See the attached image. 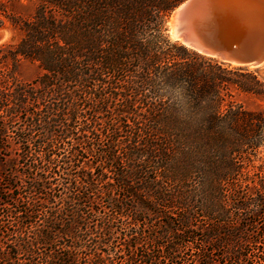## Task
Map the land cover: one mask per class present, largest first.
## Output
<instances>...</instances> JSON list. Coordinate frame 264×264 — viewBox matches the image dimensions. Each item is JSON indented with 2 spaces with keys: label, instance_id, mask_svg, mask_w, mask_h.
<instances>
[{
  "label": "trees",
  "instance_id": "obj_1",
  "mask_svg": "<svg viewBox=\"0 0 264 264\" xmlns=\"http://www.w3.org/2000/svg\"><path fill=\"white\" fill-rule=\"evenodd\" d=\"M15 1H33V10L16 13ZM182 1L0 0V29L8 22L20 29L16 42L0 45V138L26 112L21 152L34 156L22 173L11 165L12 181L27 178V199L11 245L0 244L2 262L40 264V247H50L46 264H138L134 253L119 257L140 246L146 230L136 223L158 213L172 184L185 214L177 227L165 220L163 235L179 237L181 228L194 239L197 203L196 230L225 258L200 248L194 264H264V78L172 40L168 20ZM24 59L43 69L31 82L18 78ZM158 79L185 82L194 107L207 98L205 121L177 119L171 102L158 98ZM125 128L137 140L120 154ZM103 132L109 143L88 163L89 142ZM102 194L111 210L104 215ZM117 222L129 228L121 249ZM163 249L167 264H182L175 241ZM159 257L143 255L148 264Z\"/></svg>",
  "mask_w": 264,
  "mask_h": 264
},
{
  "label": "rangeland",
  "instance_id": "obj_2",
  "mask_svg": "<svg viewBox=\"0 0 264 264\" xmlns=\"http://www.w3.org/2000/svg\"><path fill=\"white\" fill-rule=\"evenodd\" d=\"M12 9L16 13H30L33 10V1H29L28 3L15 1L12 5ZM19 37L20 29L14 27L9 22L5 27L0 29V45L5 42L14 43L18 40ZM248 68L258 70L260 75L264 78V67ZM42 71L43 69L37 61L24 59L18 67V78L21 81L31 82L35 80L42 73ZM8 73L9 72L6 73V76L9 75ZM0 74L2 76L4 75L3 73ZM238 99H244V95H240ZM12 111L16 112L15 108H13ZM103 114L105 117L110 116V113L108 112H104ZM26 116V112L20 110L16 116V120L9 126V131L7 132L8 136L0 138V244L5 245V247L7 246L6 248H9L8 246L11 245L13 241V233L16 230L17 226L16 215L19 211L24 209V201L27 199V194L24 190V185L27 178L26 176H22L20 174L19 177H16L17 181H12L11 165L13 164V162H16L15 167L18 169L19 173H22L24 171V169L26 168V164L33 165L34 156L31 154L32 156H30L29 159L27 157L24 158L23 153L21 152V146H23L21 136L24 132H30L29 122L25 120ZM31 133L35 132L31 131ZM120 134V138L122 139L121 141L123 143H121V145L118 146L117 149L118 152L122 154L124 152V148L126 147L125 145L130 143V141L134 142L135 140H137V138L130 137L129 131L126 128ZM36 135L35 137H37ZM38 142L32 141V143H30L32 152L39 150L40 144ZM108 143L109 135L106 132H103L101 140L89 142V144L94 147V150L90 152V154H88V157L86 158L88 163H93L94 161H96L95 151L101 149L100 147H105L106 145H108ZM69 146L70 145H67L66 147L68 148ZM262 155L264 156V149L262 151ZM16 185H19V187L14 188ZM172 186V184H168L166 186L167 189L165 190V194L168 199L164 202H161L160 205L155 207L158 210V213H143L142 215L144 217V220H140L138 221V223H136V228L139 227L140 229L146 230V235L144 234L143 241L140 246L134 252L132 250L122 253L119 257L120 259L125 260L129 255L134 253V257L135 259H137L138 264H148V262L143 259V255L146 253H151L160 255V257L158 258V264H167L168 260L164 257L165 252L163 247L170 241H175V243H177L179 247L178 259L182 262V264L196 263V259L198 258L200 253V248H207L208 250H210L211 246L209 244H206V242L201 239V232L199 230H196L195 228L201 220L197 203H195L194 205L196 214H194L195 216L192 220L193 228L195 229L194 233L196 234L194 239H190L188 235L186 236L185 234H183V229L181 228L177 230V233H181L179 237L163 235L164 228L162 227V225L165 220L172 218L175 223V227H177L181 225V219L185 214V209L181 206L180 200L171 198L170 196L171 190L173 188ZM10 187L14 188L15 191H12ZM117 188H120L119 184L117 185ZM14 197H18L19 199L15 200ZM20 197L22 200H20ZM107 200L108 199H106L104 194L100 195V197L98 198V201L100 202L97 205H99L100 211H102L100 215H104L105 212L111 213L110 208L107 206ZM162 203H167V206L162 205ZM116 224H118V226L121 225L119 226L120 238L117 241L116 247L117 249H121V247H124V242L127 241L129 237V228H126V226L121 224V222H117ZM153 237L157 238L154 239ZM65 240L66 239H64L62 242H65ZM40 248L44 254L43 256H41L44 258L40 260V264H46L45 256L47 255V253H49L50 247ZM211 253L213 252L211 251ZM79 255L83 257L85 255V251L79 250ZM213 255L219 261H223L225 259L218 251L213 253ZM21 256L24 257L25 255ZM86 263L91 264L92 259H87ZM0 264L9 263L2 262L0 260Z\"/></svg>",
  "mask_w": 264,
  "mask_h": 264
},
{
  "label": "water",
  "instance_id": "obj_3",
  "mask_svg": "<svg viewBox=\"0 0 264 264\" xmlns=\"http://www.w3.org/2000/svg\"><path fill=\"white\" fill-rule=\"evenodd\" d=\"M168 33L219 62L259 68L264 65V0H184L170 14Z\"/></svg>",
  "mask_w": 264,
  "mask_h": 264
},
{
  "label": "clouds",
  "instance_id": "obj_4",
  "mask_svg": "<svg viewBox=\"0 0 264 264\" xmlns=\"http://www.w3.org/2000/svg\"><path fill=\"white\" fill-rule=\"evenodd\" d=\"M155 87L158 98H167L175 108V116L182 122L196 126L202 124L210 114L208 99H201L199 107H194L195 101L188 93L187 84L183 81L172 84L165 79H158Z\"/></svg>",
  "mask_w": 264,
  "mask_h": 264
},
{
  "label": "bare ground",
  "instance_id": "obj_5",
  "mask_svg": "<svg viewBox=\"0 0 264 264\" xmlns=\"http://www.w3.org/2000/svg\"><path fill=\"white\" fill-rule=\"evenodd\" d=\"M171 24H172V21H171ZM247 67H254V66H247ZM261 67H264V65H262ZM255 68V67H254Z\"/></svg>",
  "mask_w": 264,
  "mask_h": 264
}]
</instances>
